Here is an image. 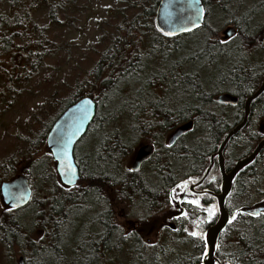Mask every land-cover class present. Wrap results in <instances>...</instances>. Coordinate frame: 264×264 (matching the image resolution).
<instances>
[{"label": "trees", "instance_id": "obj_1", "mask_svg": "<svg viewBox=\"0 0 264 264\" xmlns=\"http://www.w3.org/2000/svg\"><path fill=\"white\" fill-rule=\"evenodd\" d=\"M71 1L0 0V56L8 53L17 55L19 63L16 62V66L13 63L12 70L20 71L24 79L37 75L44 59L53 53L54 49L50 46L55 44L49 39L48 31L59 24L60 16L65 14ZM157 3L158 0H151L148 4L147 2L140 4L142 16L146 20L141 37H146L148 45L144 43L133 51L130 43L116 33L111 45L91 70L92 77L88 82V90L85 92L82 88H77L76 84L70 96L61 100L53 97L54 113L45 124L44 137L61 112L79 99L88 96L96 104L95 117L84 136L91 140L87 142L90 143L89 147L94 146L89 148L87 154L79 156L80 158L74 149L80 174L78 184L88 182L89 188L83 190L81 195L72 197L69 195L71 191L59 185L55 171H52L49 165L42 166L39 161L30 163V160L25 158L28 164L33 165L32 172L40 175L48 185L45 201L46 206L48 205L47 214L44 216L41 211L42 215L39 214L38 217L44 218L47 226L42 228L44 232L47 229L46 233L50 238L48 255L56 259V263L53 264H65L69 257L73 260L70 262L72 264H119L117 258L120 251L126 249L128 252L131 246L134 248L133 254L138 258L127 264H157V250L154 247L143 246L139 237L135 235L131 239L132 244H127L125 239L118 237L114 250L112 245L114 229L108 216L109 212H98L97 206L101 197L103 198V189L106 187L113 189L116 183L119 184L118 187H124L129 180L130 173L122 169V160L129 152H133L128 144L122 142L123 130L104 133L107 124L118 120L126 123L129 121L128 126L130 124V129L139 135V139L153 137L155 142L163 140L170 130L185 122L191 120L194 122L192 131L197 125H202L204 132L200 140L183 138L175 155L169 156V151L159 149L162 150L164 158L158 161L160 158L158 153L153 160L165 168L162 170L163 173L154 171V176L151 175L148 179L150 182L159 181L166 187L167 197L169 188L177 182V175L179 176V173L169 168L171 162H176L180 169L186 167L188 174H194L197 169L194 170L193 166L197 167L200 159L216 151L226 134L239 124L243 101L256 91L264 80V62L262 59H254L255 56L264 55V0L214 2L218 13L226 16L236 30V43L232 46L216 40L215 34L212 35V31L216 30L206 24L211 12L207 0H202L205 9L203 27L174 38L162 35L155 27ZM39 10L46 12L48 23L44 26H39L31 18ZM131 27H135L134 23L133 25L131 23ZM141 39L139 38V42ZM190 40H193L190 53L182 55L184 41ZM153 53L158 67L151 70L146 60L151 58ZM185 64L192 68L184 69ZM14 71L0 65V79L4 81L9 79L8 75ZM200 71H204L205 76H201ZM135 83H139V87L132 92ZM222 88H226L225 92L238 99V105L226 108L227 110L221 113L208 111L207 108L215 103L213 97ZM169 93L181 96L182 99L179 98L177 103L171 101L170 105ZM116 100L117 105L112 106ZM251 110L252 112L257 110L258 116L261 115L260 117L264 119V93L252 103ZM253 116H256L255 113ZM254 125L247 124L231 140L235 139L240 145V152L233 160H239L249 154L260 140V133ZM11 165L13 170V161ZM261 165H264V149L257 161L245 168L237 177L228 197L239 204L237 208H246L250 205L252 199L249 195V182L251 177L255 180L254 174L258 173V167ZM9 172L12 174L11 170ZM202 173L203 171H200L198 175ZM10 174L6 173L4 177L3 173L0 182L10 177ZM217 176L219 177L218 172ZM103 199L107 202L105 198ZM29 206L30 203L25 208L11 212L0 208V243L4 248H10L14 243L24 244L22 240L27 231L17 213ZM226 210L229 216L230 214L232 216L227 203ZM29 215L31 219L37 217L33 211ZM75 220L82 221V224L80 226L73 224ZM215 220L216 218L206 224L205 228ZM67 223L71 224L72 234L68 238L69 245L66 244L68 239L62 234ZM186 239L188 240L186 243L191 245L190 238ZM192 240L196 242L193 244L196 251L179 257L177 264H199L204 251V238ZM145 253L146 259L143 258ZM215 257L220 264H264V215L259 219L247 214H236V219L231 224L228 222L218 237Z\"/></svg>", "mask_w": 264, "mask_h": 264}, {"label": "rangeland", "instance_id": "obj_2", "mask_svg": "<svg viewBox=\"0 0 264 264\" xmlns=\"http://www.w3.org/2000/svg\"><path fill=\"white\" fill-rule=\"evenodd\" d=\"M150 1L151 0H72L65 14L60 16L58 21L59 24H56V27H52V29L48 31L49 39L55 44V46H50V48L54 49L53 53L50 57L44 59L41 64L42 68L38 71V74L31 76L29 79H24L20 71L12 70V64L18 61L17 55L13 56L11 53H8L4 56H0L1 67L14 71L13 74L8 75L9 79L5 81L4 79H0V176L5 173V177L6 173L10 174L9 170H11V176L4 180L7 181L20 173L25 174L30 179L32 188L30 206L23 209L22 212L17 213V216L21 218V222L24 224L22 225L26 229L25 231H27L26 236L22 240L24 244L16 245L14 243L12 247L10 246V248L6 249L3 247V244L0 243V264H19L20 259L22 260V264L56 263V259L48 255L50 238L46 233L47 229L46 232H44L45 230L42 228V226L47 227L44 223V218L38 217L42 214L44 216L47 214L48 205L46 206L45 201L47 197L46 188L48 185L40 175L36 172H32L31 168L33 165L28 164L25 158H28L30 163L39 161L42 166L43 164L46 166L49 165L51 170L55 171L54 161L47 151V134H45V137L43 136L45 124H47L54 113L52 106L53 97H55L56 100H61L70 96L72 93L71 90L76 84L78 85H76L77 88H82L85 92L88 90V82L92 77L90 75L91 70L95 64L98 63L103 52L111 45L116 33L123 40L126 39L130 43V48L133 51L139 49V46L144 43L148 45L146 37H141V30L146 20L142 16L140 4H142V2H147L148 4ZM215 1L216 0H207L211 12L210 16L208 15L206 24L216 30L212 31V35L215 34V39L221 42V40H224L222 31L227 27H233V25L230 24L226 16L218 13L214 6ZM31 18L39 26H44L48 23L45 11L39 10V12L33 14ZM131 23L132 25L134 23V28L131 27ZM139 38H142L140 42ZM191 41L193 40L184 41V44L187 45H184L185 47L183 46L182 55L190 53V46H193ZM226 41L225 44H228V46H232L236 43V39ZM154 57L155 55L153 53L149 61L146 56V64H148L151 70L158 67L155 64ZM172 59H174V57H172ZM254 59H262L264 62V55L255 56ZM16 65L17 64H15V66ZM183 68L189 69L192 67H188L187 64H185ZM199 73L201 76H205L203 75L205 73L204 71H200ZM13 78L16 79L12 81L11 79ZM138 85L139 83L133 84L131 91L137 90L139 87ZM225 91L226 88H222L221 91L217 92L213 97L215 103L207 108L208 111L221 113V111L227 110L226 107L215 100L218 94L224 93ZM169 98L171 99V105V101L177 103L181 96H175L169 93ZM117 103V100L114 101L112 106L117 105ZM128 122H121L120 120L110 122L104 127V133L108 134L116 130H123L122 142L128 144L130 149L136 151L141 145L150 142L153 137L139 139V135L135 133L134 130L132 131L130 129V124L128 126ZM131 124H133V121H131ZM254 126L257 128L256 130L259 129L258 124ZM203 132L204 129L202 125H197L194 131L185 137V139L194 141L200 140L203 136ZM166 136L163 140H156V144L161 145L166 143ZM80 141L81 142H79L75 148V153L78 158L87 154L89 148L94 146L92 145L89 147L90 143L87 144V142H91L89 138H82ZM131 152L125 155L122 160V169L125 171H128L132 163L133 154L130 155ZM12 161L14 162L13 170L11 165ZM146 171L145 173H147ZM188 175L186 169H181L179 176L177 175V181L183 179V177L188 178ZM254 177L255 180H258L255 181L252 179L253 177L250 179L249 195L252 201L248 207L237 208L239 204L233 198L228 201L227 207L232 211V216L238 213L246 215V213L251 210L264 207V165L258 167V173L254 174ZM188 179L192 180L193 178ZM57 181L59 185L63 187L58 178ZM2 182H0V184ZM88 188V182H84L72 188L64 189L71 191L69 193L70 196L76 197L81 195L82 191ZM114 193H116L114 189L112 190L106 187L103 189L102 196L111 203L116 201ZM103 198L101 197V200ZM191 200L199 201V198L190 194L187 189L177 187L175 191L170 190L166 199L161 201L160 207L162 208L160 210H157L158 208L152 209V211L150 210L148 218L147 215L142 212L141 206L134 205L132 208V204L128 205L129 203L126 204L125 202H120L121 206L119 210L116 209V202L111 205H106V202L103 201L98 204L97 208L98 212H104L106 207L109 208L111 206L113 209L112 211H116L117 213L124 212L125 218L115 221L118 226V233L123 232L125 229L127 230L131 224L136 223L135 228L138 226L137 228L140 235L144 236L143 240H145V244L157 250V264H177L179 257H184L187 254H192V251H196V249H193V244L195 245L196 242L194 243L192 239L198 238L190 236L189 233L197 231L202 233L204 237L206 224L217 215L215 201L212 202L211 206L203 207V209L194 204L197 209L187 214L185 212L186 208L183 207L182 202H186V205L191 206L192 204L188 202ZM43 207H45V209ZM213 207L215 209V214L209 218L206 209ZM0 208L1 210H7L2 205L1 201ZM32 211L37 215L35 219H31L29 215ZM41 211L43 212L42 214ZM262 215H264V212H261L260 215L255 217L260 219ZM232 216L230 214V219ZM73 224L80 226L82 221L75 220ZM170 224L175 226V232L168 228ZM140 226H142V228ZM185 229H187V231H185ZM162 230L164 231L162 232ZM159 233L162 235H158ZM62 234L63 237L67 239L72 236L71 224L67 223L64 226ZM186 238H190L189 242L191 241V245L186 243L188 242ZM69 243L70 240L68 239L66 244L69 245ZM161 246L163 247L161 248ZM133 250L134 248L132 246L128 252L126 249L121 250L120 256L117 258V263L127 264L131 260L132 262L136 261L138 257L133 254ZM132 256L133 258H131ZM146 256L147 253L144 254L143 258L146 259ZM70 262H73V260L69 257L65 261V264H72Z\"/></svg>", "mask_w": 264, "mask_h": 264}, {"label": "water", "instance_id": "obj_3", "mask_svg": "<svg viewBox=\"0 0 264 264\" xmlns=\"http://www.w3.org/2000/svg\"><path fill=\"white\" fill-rule=\"evenodd\" d=\"M200 7L204 8L202 0H200ZM205 10V9H204ZM189 17L195 19V7L192 6V0H158L155 9L154 23L156 29L163 35L164 31H172L175 34L172 36H166L170 38L178 37L184 34L191 33L203 27L205 22V14L198 21L199 27L192 28V24L189 22ZM184 27L192 28L191 31H183ZM235 33L233 27H227L222 31V36L224 40H228L229 35ZM165 36V35H164ZM264 93V80L261 82L259 87L254 91L243 104V118L242 121L234 126L224 137L216 153L212 156L218 158V164L221 175V186L220 192L218 194L210 193L215 200L218 212V218L216 221L209 226L204 235V251L202 258L199 264H220V262L215 257L216 243L219 235L224 230L229 222V214L225 208V199L229 196L233 181L236 176L247 166L251 165L256 158L258 157L261 150L264 148V139L261 140L253 151L246 157L242 158L235 163L233 168L227 173L224 170V160L222 153L231 139H233L243 128L246 127L247 120L250 113V106L253 101L258 99ZM216 101L220 104H230L236 105L237 98L230 94H221L217 97ZM90 102V103H88ZM85 112L87 116H85ZM96 114V104L91 97H83L67 107L53 122L51 128L49 129L46 136V146L47 151L50 153L55 166V173L60 184L65 188H72L78 184L80 181L79 168L77 166L74 149L77 143L85 136L89 125L92 123ZM194 128V122L188 121L177 126L172 134L169 137V144L172 145L180 137L190 133ZM63 136L64 139L71 140V143L68 145L69 154H70V163L76 169V175L73 177V183H67L68 179L66 169H62L59 162L56 160V155L60 154L59 147L54 143L55 139ZM153 154L152 145H143L141 146L135 156L132 168L137 169L143 162L147 161ZM65 163H68L66 161ZM212 165V161H211ZM211 165L208 167L205 172L202 180L198 182V185L201 184L203 179L207 176ZM61 171L65 172V175H61ZM8 191L16 193L18 196L23 198L16 203L19 204L18 207H13V203L8 199L5 189ZM32 197V188L30 186L29 179L23 175L18 174L10 180L4 181L0 184V199L1 203L5 208L13 207V209H20L27 206ZM251 212H264V207H258ZM207 255H204V253ZM19 264H22V260H19Z\"/></svg>", "mask_w": 264, "mask_h": 264}, {"label": "flooded vegetation", "instance_id": "obj_4", "mask_svg": "<svg viewBox=\"0 0 264 264\" xmlns=\"http://www.w3.org/2000/svg\"><path fill=\"white\" fill-rule=\"evenodd\" d=\"M221 94H230V93L224 92V93H221ZM221 94H218L215 98L217 99V97L219 95H221ZM252 103H251V106H252ZM243 104H244V101H243ZM237 105H238V102H237L236 105H234V106L231 105V106H232V108H234ZM222 106H224L226 108H231V106H228V107L225 106V105H222ZM251 106H250V113H249V117H248V120H247V124H258L259 125L258 132L260 133V137L261 138L257 142V144H258L261 140L264 139V119L262 117H260L261 115L258 116L257 110H254L252 112ZM242 108H243V106H242ZM258 111H259V114H260V108L258 109ZM254 113H255V115L257 117L253 116ZM242 118H243V109H242ZM242 118H241L240 122L242 121ZM234 122H236V121H232V123H234ZM174 129H172V130H170L168 132V134L166 136L167 142L162 145V148H160V145L156 144V142L153 139L150 142H148L146 144H143V145H152L153 146V154H152V156L147 161L143 162L137 168L138 169L137 171H131L130 172L128 170V173H130L129 174V180L127 181V183H125L124 187H122V186L118 187L117 186V185H119L118 183H116L114 185V187H113L114 191L116 192V193H114L115 200L118 199L119 193L123 192L125 195L121 199L120 202L121 203L125 202L126 204L129 203L128 205L132 204V208H133L134 205L141 206L142 212L147 215V218L150 215V210L152 211V209H157V208H158L157 210H160L162 208V207H160L161 201L166 199V197H165L166 196L165 187L159 181H154L153 180V182L152 181L150 182L149 179H148V177H150L151 175H153V173H155L154 171L157 170V172H160V171L162 172V170H164V168H165L163 165L158 164L156 161L154 163L153 160H155V157H156V155L158 153H159L158 155L160 157L158 159V161L160 159H163L164 158V154H162L161 151L164 150V149H166L167 151L170 152L169 156L175 155L177 150H179L178 145L180 144L179 143L180 140L185 138V137H187L190 134V133H188V134L180 137L172 145H170L169 144V137L172 134ZM185 144H189V142H185ZM143 145H141V146H143ZM228 145H229V143L227 144V146L225 147V149H224V151L222 153L223 160H224V163H223L224 164V170L227 173L233 168V166L235 165L236 162H238L242 158L248 156L253 151L252 150L249 154L245 155L244 157L240 158L239 160H233L234 158H236V156H237L236 154H238L240 152V145L235 142V139H234V141H231L229 146ZM140 147H138V149ZM227 147H228V149H227ZM159 149H162V150L160 151ZM137 150L135 151L133 149V152H132L133 158H132V163L130 165V168H132V166H133V162L135 160V156H136ZM216 151H212L208 155H206L202 159H200L199 160V162H200L199 165L196 164L197 167L193 166L194 170L197 169V171L194 174L190 173L188 175L189 176L188 178H193L192 180H189L188 178H184L183 177V179L178 180L177 182H175L169 188V191L173 190V189H176L177 186L180 185L182 182L188 181L186 189H187V191H189L190 194H192L193 196L199 198V206H200V208L203 209V207L211 206L213 201L216 202L215 198L212 195H210V193L218 194L220 192V186H221V175H220V169H219V164H218V158L216 156L213 157L214 159L212 158V156L216 153ZM177 155H179V154H177ZM258 158H259V155H258V157L256 158V160L254 162H256ZM174 160L176 161L177 159L175 158ZM211 161H212V165H211ZM210 165H211V168H210L207 176L203 179L201 184L198 185V182H200L202 180L205 172L207 171V169H208V167ZM251 165L247 166L246 168L250 167ZM169 168L171 170H173L174 172H177V173L179 172L180 173L181 169H185L186 167L185 168L181 167V169H180V167H177L176 162L174 163V161H173V162H171V165H170ZM198 170H199V172L203 171L202 175H200V176L198 175V173H199ZM145 171L147 173H145ZM217 172L219 174V177L217 176ZM239 174L236 176L235 180L233 181L232 189H233V186H234ZM232 189H231V192H232ZM214 190H216L217 192H214ZM169 191H168V194H169ZM228 197L225 199V208H226V203H228V201L230 200V199H228ZM103 201H104V199H102L100 202H103ZM104 202H106V201H104ZM115 202H111L110 203V201L109 202L107 201L106 205H108V204L111 205L112 203L114 204ZM182 204H183V207L186 208L185 212L187 214L192 213L193 210L197 209V208H195L196 206H194V204H192L191 206L186 205V202H182ZM13 210H20V209H13ZM112 210L113 209L110 206L109 208L106 207V210L104 212H106V211L109 212L108 216L110 217L111 225L113 226V229H114L113 235H112V245H113V249L114 250H116L115 247H116L117 242H118V237H121V238L125 239V242L127 244L128 243L132 244L131 239L134 238V235L139 237V239H140L141 243L143 244V246H146L147 248L151 247V246H147L145 244V240H143L144 236L140 235V232H139V230L137 228L138 226L135 228L136 223L135 224H131V226H129V222H128V226H129L128 229L127 230L125 229L123 232H119L118 233L117 232L118 231V226H117L115 221L118 220V219H121V218L124 219L125 218V213L124 212L123 213H117L116 211H112ZM246 214L250 215L248 212ZM250 216H253V215H250ZM215 218L216 219L218 218V212H217V216ZM212 220H213V218L209 222H211ZM138 221H140V220H138ZM139 225H140V223H139ZM211 225H209V226H211ZM140 227L142 228V226H140ZM134 228H135V230H134ZM168 228L171 231H173V232H175V230H176L175 226H173L171 224L168 226ZM207 228H205V229H207ZM163 231L164 230H162V232ZM161 233H159L158 235H162ZM204 235H205V232H204Z\"/></svg>", "mask_w": 264, "mask_h": 264}, {"label": "snow or ice", "instance_id": "obj_5", "mask_svg": "<svg viewBox=\"0 0 264 264\" xmlns=\"http://www.w3.org/2000/svg\"><path fill=\"white\" fill-rule=\"evenodd\" d=\"M200 0H192V6L195 7V19H192L191 17H189V22L192 24V28L195 27H199V23L198 21L202 18V16L205 14V10L203 7H200ZM192 28L189 27H184L182 30L183 31H191ZM160 31L163 32V35L165 36H172L175 33L172 31H164L163 29H160ZM236 36V33H233L231 35H229L228 40H234ZM226 40H221V43H226ZM90 103V102H88ZM85 116H87V113L85 112ZM54 143L59 147L60 149V154L56 155V160L59 162V164L61 165L62 169H66L67 172V176L68 179L66 180L67 183H73V177H75L76 175V169L75 167L72 166V164L70 163V154H69V149H68V145L71 143V140H65L63 136H60L58 138L55 139ZM66 161H68V163H65ZM130 172L131 171H137L138 169H134V168H129L128 169ZM61 175H65L64 171H61ZM187 184L188 181H184L182 182V184L178 185L177 187H181V188H187ZM6 191V195L8 197V199L13 203V207H18L19 204L16 203L17 201L21 200L23 197L22 196H18L16 193L10 192L7 190V188L5 189ZM173 191H175V189H173ZM124 193L121 192L119 193V197L116 200V209L119 210L120 208V201L121 199L124 197ZM191 204H195L197 206H199V201L197 200H191L188 201ZM13 207H9L7 208V211L11 212L13 210ZM207 213H208V217L211 218L214 214H215V209L213 208H208L206 209ZM239 211V210H238ZM250 215L253 216H257L260 215V213L258 212H251L249 213ZM236 219V215L234 214L232 216V218L229 220V224L232 223L233 220ZM185 231H187V229H185ZM190 236L192 237H196V238H200L203 239V234L199 233L197 231H192L189 233ZM204 255H207V253L205 252Z\"/></svg>", "mask_w": 264, "mask_h": 264}, {"label": "bare ground", "instance_id": "obj_6", "mask_svg": "<svg viewBox=\"0 0 264 264\" xmlns=\"http://www.w3.org/2000/svg\"><path fill=\"white\" fill-rule=\"evenodd\" d=\"M207 62H208V61H207ZM240 63H241V62H240ZM237 100H238V99H237ZM237 102H238V101H237ZM225 106L228 107V106H231V105H230V104H225ZM231 107H232V106H231ZM213 159H214V158H213ZM165 188H166V187H165Z\"/></svg>", "mask_w": 264, "mask_h": 264}]
</instances>
